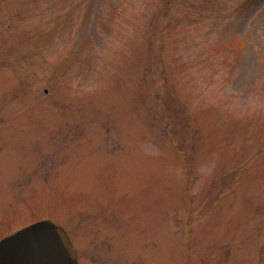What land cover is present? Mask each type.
<instances>
[{
  "label": "rangeland",
  "instance_id": "1",
  "mask_svg": "<svg viewBox=\"0 0 264 264\" xmlns=\"http://www.w3.org/2000/svg\"><path fill=\"white\" fill-rule=\"evenodd\" d=\"M24 216L80 264H264V0H0V238Z\"/></svg>",
  "mask_w": 264,
  "mask_h": 264
},
{
  "label": "water",
  "instance_id": "2",
  "mask_svg": "<svg viewBox=\"0 0 264 264\" xmlns=\"http://www.w3.org/2000/svg\"><path fill=\"white\" fill-rule=\"evenodd\" d=\"M0 264H77V262L64 229L50 222H40L0 242Z\"/></svg>",
  "mask_w": 264,
  "mask_h": 264
},
{
  "label": "flooded vegetation",
  "instance_id": "3",
  "mask_svg": "<svg viewBox=\"0 0 264 264\" xmlns=\"http://www.w3.org/2000/svg\"><path fill=\"white\" fill-rule=\"evenodd\" d=\"M24 220H25V221H24L23 224H21V222H17V224H14L13 227L10 228V230H9L8 232H6V233L0 238V241L3 240V239L6 238V237H9V236L15 234L16 232H18L19 230L25 228V227L28 226V225H31V224H33V223H35V222H39V221H42V220H45V219H41V220H38V221H35V222H31L29 216H24ZM69 236L71 237L70 239L72 240L73 247L75 248V250H76V252H77V254H78V263L80 264V262H79V250H78L79 247L76 245L75 240L72 239V238H73L72 235L70 234ZM89 238H90L89 236H88L87 238H85L86 240H84V242L87 243V241H88ZM89 240H91V238H90Z\"/></svg>",
  "mask_w": 264,
  "mask_h": 264
}]
</instances>
